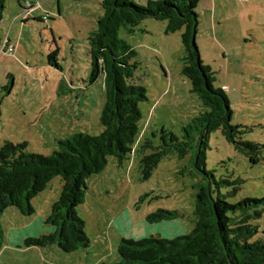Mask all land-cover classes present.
Segmentation results:
<instances>
[{
  "label": "rangeland",
  "instance_id": "rangeland-1",
  "mask_svg": "<svg viewBox=\"0 0 264 264\" xmlns=\"http://www.w3.org/2000/svg\"><path fill=\"white\" fill-rule=\"evenodd\" d=\"M101 1L3 0L0 147L7 141L25 143L27 153L50 156L58 140L101 133L104 76L89 84L87 54V39L102 14ZM196 12V46L201 60L215 72V88L228 96L232 124L248 129L243 140L264 146V0H200ZM181 33L167 32V22L154 19L142 22L133 34L125 29L119 33L137 53L134 83L145 89L147 100L140 103L143 117L130 159L118 166L110 157L106 168L87 180L78 214L89 247L72 254L56 246L22 247L27 238L53 232L46 221L61 195L63 179L58 176L32 200L34 214L24 216L11 207L1 215L0 264H115L122 239L187 236L195 226L197 184L210 185L214 198L220 195L230 203L264 198V149L259 164L253 165L219 130L211 134L207 151L206 170L214 178L194 168L190 153L163 158L143 179L138 146L146 139L159 145L162 129L180 136L182 127L202 111L182 74ZM56 48L57 62L51 63L49 54ZM223 179H240L237 192L221 184L218 193L215 181ZM158 212L172 216L149 219ZM255 225L256 239L264 242V213Z\"/></svg>",
  "mask_w": 264,
  "mask_h": 264
},
{
  "label": "trees",
  "instance_id": "trees-1",
  "mask_svg": "<svg viewBox=\"0 0 264 264\" xmlns=\"http://www.w3.org/2000/svg\"><path fill=\"white\" fill-rule=\"evenodd\" d=\"M199 1L146 0L145 5L135 0L101 1L102 14L87 39L88 82L94 84L104 76L101 133L97 136L77 133L58 140L50 156L27 153L25 143L14 145L7 141L0 147V217L11 207L31 216L32 200L52 179L58 176L63 179L60 198L52 205L46 221L53 232L27 238L22 247L56 246L65 254L89 247L85 222L78 214V207L85 202L87 180L101 173L110 157L116 159L118 166L130 159L143 117L140 103L147 100L145 89L134 83L139 65L137 53L119 33L125 29L133 34L145 20L166 21L167 32L182 31L185 52L182 74L190 80L202 111L182 127L180 136L162 129L159 145L146 139L138 146L143 179L151 176L163 158L170 155L185 158L190 153L194 168L214 178L206 170V161L210 136L218 130L236 152L247 157L251 164H259V153L264 146L243 140L248 129L232 124L228 96L223 89L215 88V72L204 64L193 44L199 25L196 12ZM4 8L0 0V22ZM58 52L56 48L49 54L51 63L57 62ZM215 184L217 191L222 184L234 187L236 193L241 180L223 179ZM196 187L195 226L189 235L174 240L153 236L137 241L122 239L118 247L120 261L115 264H264V242L256 239L259 229L255 225L264 213V198L230 203L220 195L214 198L210 185ZM171 216L168 212H158L149 219L160 221ZM2 241L0 223V251Z\"/></svg>",
  "mask_w": 264,
  "mask_h": 264
},
{
  "label": "water",
  "instance_id": "water-1",
  "mask_svg": "<svg viewBox=\"0 0 264 264\" xmlns=\"http://www.w3.org/2000/svg\"><path fill=\"white\" fill-rule=\"evenodd\" d=\"M193 44L196 46V37L195 36L193 37Z\"/></svg>",
  "mask_w": 264,
  "mask_h": 264
}]
</instances>
